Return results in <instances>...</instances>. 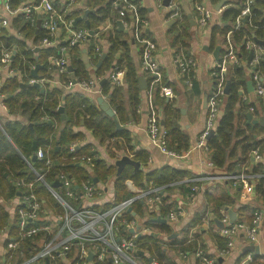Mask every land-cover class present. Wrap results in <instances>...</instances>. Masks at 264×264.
I'll return each mask as SVG.
<instances>
[{"label": "trees", "instance_id": "obj_1", "mask_svg": "<svg viewBox=\"0 0 264 264\" xmlns=\"http://www.w3.org/2000/svg\"><path fill=\"white\" fill-rule=\"evenodd\" d=\"M24 1L26 0H10V4L16 6ZM114 1L117 0H86L84 7L91 10L86 15L88 28L91 32H100L101 25L105 20L112 24V29L102 34V37H105L107 41L108 48L99 67L95 70L94 76L100 77L99 82L102 81L100 85L98 84L100 93L107 97L108 105L114 112V118L119 124H123L126 116L125 105L127 104L133 113L139 101V75L129 55L128 43L124 40L122 33L116 30L114 22L117 19V12L112 6ZM196 1L200 2V0ZM209 1L212 4H216L220 0ZM132 2L136 3L135 1ZM243 3L244 0H226L224 6H227L221 9L217 20L210 24V48L215 46L216 37H219L222 41L225 39V35L229 33V39L235 49L237 64H229L227 67L224 83L226 80L230 82L228 93L223 96L221 115L218 118L215 131L206 139V145L213 166L218 169H224L227 174L239 172L242 169L248 173L264 174V139H255V137L264 132V126L247 124L245 118V113L249 106L253 107L254 115H258L259 111L264 109V102L257 99V106L254 103L246 104L241 101L238 92L239 89H244L246 85L247 64L249 61L248 52L244 50L243 42L246 40L254 42V39H262L264 37V0H253L247 20L243 22L240 19L237 24L236 18L243 7ZM137 12L143 17L145 10L138 7ZM82 13L83 10H73L70 12L69 17L76 18ZM176 24L178 26L172 25L169 30L170 33H173V44L176 48L178 46L186 47V41L184 40L186 33L182 28L186 27L187 23L184 21V24ZM11 25L21 36H18L19 38L13 37L1 30L0 40L3 44L15 48L16 55L11 65L17 74L4 80L0 88V94L4 95L3 104L7 112L11 115L20 116V119L0 120V194L7 190L6 197H12L18 192L15 189L14 182H31L34 193L40 196L41 199L47 200L48 205L50 204L56 210H59L58 204L47 192L43 184L35 181L34 175L29 169L28 164L34 168L42 167L43 164L42 161H30L33 155L32 144L35 143L36 149L41 148L52 162L49 171L44 176L46 183L52 184L54 181L53 175L58 172H63L68 178L72 179L74 182L73 187L76 185L78 189L82 182H93L94 179L102 186L111 182L113 199L108 203L94 205L95 209H106L131 197L133 193L127 190L124 184L125 180H130L140 189H144L149 185L165 186L158 204V215L164 217L167 211L174 206L169 196L171 187H167V185L182 176L189 175L188 172L170 166L143 171L126 164L120 173L116 175L114 164H108L105 160L99 158L92 144L82 143L83 132L75 129L82 122V127L90 131L92 138L100 146H105L108 153L110 150L119 149L123 151L126 146L130 147L127 131L123 128L118 131L115 130L113 119L99 110L80 91L64 92L61 84L60 87H56L51 86L49 82L38 87L29 84L31 65L39 64L41 66L37 70L36 79L47 78L51 80L53 78L51 73H54L55 68L52 64H49L48 58L57 54V47L60 44H57L56 47L39 48L36 55H34L33 48L35 47L29 48L25 41H31L33 46L37 45L41 37V31L29 26L21 16L14 18L11 21ZM74 27H85V24L81 21ZM93 43L94 40L91 37L85 45V51L89 57ZM223 52L221 53L222 55ZM184 53L186 54L187 52L184 51ZM81 54L82 48L80 47H74L68 51L71 71H68L67 74L58 75L59 83L65 82L67 78L75 80L89 78V71L81 60ZM99 58L100 56L92 60L94 65ZM113 64L123 70L122 84L124 86L122 84L113 85L104 75L108 69L112 68ZM257 68L264 73V50L259 55ZM142 75L145 77L148 87L152 78L146 74ZM216 81L217 79L212 77L213 86ZM156 83L153 84V88L156 87L154 88V94L157 96L159 85L167 86L168 83H166L164 77L161 78V83ZM23 84L24 87H21ZM158 100V98L154 99L156 102ZM163 103L162 99H160L158 105ZM59 107L63 109L62 119L57 112ZM28 124H31V127H28ZM163 128L167 133V148L169 150L178 154L187 149L188 138L169 119L166 118ZM70 145H73L72 151H70ZM254 149L263 157L261 162L251 161L250 153ZM86 156L91 158V163L88 164L90 165L89 167L80 161L81 157ZM108 156L114 158L111 153ZM146 158L147 154L145 152H138L134 155V159L140 164L145 163ZM244 162H249L251 166L243 168ZM182 187L185 191L188 188L187 191H189V187ZM253 192L256 200L264 205V176L256 180ZM205 198L206 205L209 206L210 211L215 216L218 215L222 206L230 203L223 198L213 197L210 194H205ZM206 205L204 204V209ZM144 207L141 200H136L131 205V209L138 219L144 218ZM204 209L196 212L194 217L181 230L182 236L180 240L176 237H171L172 230L167 224L151 221L155 216L153 212L149 213L150 215L141 222V228H146L149 233L135 239L136 247L146 254V256L136 254L140 264H149V258L154 260L156 264H176L166 250L175 246L183 253L192 251V244L184 245L187 240L186 234L192 226L199 222L200 216L205 211ZM236 211L237 218L235 222H241L243 221L244 213H252L254 209L244 205L238 207ZM127 216L133 217L130 214H127ZM8 220V215L0 204V231L9 224ZM11 222L8 231L10 238L8 237L7 241L9 239H18L16 217H13ZM120 232L124 233L125 231L120 229ZM216 238L218 247L220 249L223 248L225 240L218 235ZM31 245L30 239H24L20 242L23 258L30 255ZM18 250L14 252L12 250L8 251V253L13 252L10 263L22 259ZM73 250L72 247V252ZM70 257L71 254H68L67 258ZM243 258L244 255H239L235 260V264H240ZM42 264L44 263L42 262ZM50 264H64V262L55 257L50 261ZM94 264L109 263L105 261V263L94 262ZM249 264H263V262L260 256L253 255Z\"/></svg>", "mask_w": 264, "mask_h": 264}, {"label": "built area", "instance_id": "obj_2", "mask_svg": "<svg viewBox=\"0 0 264 264\" xmlns=\"http://www.w3.org/2000/svg\"><path fill=\"white\" fill-rule=\"evenodd\" d=\"M61 3L55 5L50 0H26L20 2L19 5L12 6L10 0H0V33L3 30L10 35L9 28H11V21L21 16L31 27H36V20L39 19V28L41 37L37 45H32L36 48L57 47V54L48 58L49 64L55 68V74H67V67L69 66L68 51L74 47H85L89 38H93L94 43L91 49V57L88 58L89 66L93 65V59L102 54L99 33L104 32L107 27H103L99 33H92L89 35V28L79 27L75 28L73 25V18L69 17L73 5L77 0H60ZM134 0H117L112 3V6L117 12V19H119L125 29L127 16L134 20L135 29L141 31L147 26V20L140 16L137 12L138 5L133 3ZM158 7L161 6L162 0H155ZM253 0H244L243 7L240 10L236 23H239L243 17L248 18L250 13V6ZM168 17L167 20H175L178 13L175 10L173 0H168ZM196 12V23L198 27L204 28L212 22V11L201 3L194 4ZM12 29V28H11ZM226 36V44L223 55L214 62L210 75L217 79L214 86L211 87L207 95L206 101V119L205 124L200 132L196 147H202L207 151L205 144L206 137L210 130L215 131L218 118L221 115V106L223 96L224 76L227 72L229 64H237L235 56V49L230 39ZM11 36V35H10ZM138 41V48L140 54V70L142 74L150 76L151 83L154 84L159 79V69L155 59V44L151 40L139 38L135 36ZM60 42V43H59ZM259 45L251 40L244 42V50L248 53L252 52L251 58L247 64V72L249 81L251 82L252 94L256 99L264 102V73L257 68L259 61ZM16 55V50L13 46H7L0 40V88L2 82L14 77L17 72L12 67L11 63ZM173 63L178 68L182 77V82L186 87H191V77L194 72V60L190 55H184L178 51L174 55ZM35 65L30 66V71ZM91 67V66H90ZM107 79L113 85H120L123 81V70L113 64L112 68L107 73ZM100 77L91 76L87 79L75 80L67 78L63 83H59L63 88L72 90L77 88L82 92H96L98 91ZM49 82L56 84L55 80L47 78H33L28 80L29 84L43 85ZM165 94H171L169 88L162 90ZM240 96L243 94L239 90ZM3 98V95L0 94ZM244 98V97H242ZM248 113L254 116L255 119L259 115H254L252 106L248 107ZM264 117V109L260 113ZM260 116V117H261ZM146 134L148 139L156 144V146L166 155L175 156L176 153L167 148V133L166 130L158 123L154 115L150 113L146 120ZM264 139V132L261 135ZM70 151L73 150V145H70ZM35 160L42 161V167L34 168L28 164L30 171L34 175L35 181L41 182L47 192L51 195L54 201L58 204L59 210L55 213L47 210L36 196L32 189V183L17 182V186L27 187L28 190L19 196L18 201L15 202V217L17 226V236L15 240L8 239L5 236L4 261L0 264H35L42 263L45 260H50L55 257L65 256L67 252L74 246L76 253L73 256V264H88V252L92 254V259L97 262L109 261L111 264H140L136 258L139 249L136 247L135 239L139 233L134 230L135 224L133 217H128V208L136 200H141L146 206L158 205L162 190L165 186L149 185L144 189L134 188L133 195L116 204H113L106 209H95L94 205L98 204V199L101 196V188L90 181L82 182L79 189L73 187V180L69 179L66 174L58 172L54 175V182L60 183L61 190L58 191L52 184H48L44 180L45 174L51 167V159L47 157L46 153L38 148L34 152ZM250 156L254 162H261L263 157L256 149L252 150ZM80 161L86 165L91 163L90 157H81ZM208 167H213L211 161H207ZM264 174L248 173L243 170L229 174L227 178L231 183L243 190L246 195L253 191L256 180ZM207 177L196 175L187 179L191 185L189 186V198L194 199L195 194L199 191V186ZM173 184V183H172ZM169 184V185H172ZM125 185L131 186L130 181L126 180ZM168 186V185H167ZM78 190V192H76ZM68 199L76 205H71ZM183 214L181 205H175L166 215V219L175 223ZM131 215V214H130ZM262 213L255 209L252 212L249 222H230L229 217L221 212L219 221L221 227L219 229L220 236L225 240V245L220 249L217 256L223 257L231 252L234 245V239L239 235H243L247 244L254 245L257 241L259 227L261 224ZM120 229L125 231L120 232ZM127 230V231H126ZM24 239H30L32 243L29 256L23 258L22 248L20 242ZM40 243H37V241ZM19 249V250H18ZM12 250H18L22 259L17 262L10 263L12 258ZM195 257L199 264H217L214 258L203 254L201 251H196ZM250 256H247L249 261ZM149 264H156L151 260Z\"/></svg>", "mask_w": 264, "mask_h": 264}, {"label": "crops", "instance_id": "obj_3", "mask_svg": "<svg viewBox=\"0 0 264 264\" xmlns=\"http://www.w3.org/2000/svg\"><path fill=\"white\" fill-rule=\"evenodd\" d=\"M50 1H52L55 5L61 3L60 0H50ZM85 1L86 0H77V2L73 5L71 11L83 10L84 12V10H89L84 7ZM134 1L136 2L139 8L145 10L143 17L147 20V26L144 27L141 31L136 30L134 20L127 16V20H126L127 26H125L124 29L125 32H121L124 40L128 43L129 55L136 68V72L138 73L139 76L143 78L145 84V88L143 90H140L138 88L139 101L136 105L135 111L132 113L130 107L126 104L125 105L126 116L124 117L123 124H119L121 128L125 129L128 133V140L131 149L130 147L126 146L123 151L119 149L110 150L109 153H111L114 156V158H110L108 156L109 153L105 149V146H100L96 142V140L92 138L90 131L82 127V122H80V126L77 127L75 130H79L83 132L82 143L92 144L93 147L96 149L99 158L105 160L108 164H114L115 160L119 159L121 155H126L129 158L135 160L134 155L136 153L145 152L147 154L145 163L140 164L137 161L139 163L138 169L140 170L150 171L161 168L163 166H170L172 168L178 170H184L188 172L189 175L182 176L181 178L176 179L175 182H172L173 184L170 183L172 185L167 186V187H171L169 196L174 206L181 205L183 209L182 216L175 223H171L166 219L167 213L174 206L167 211L164 217H161L165 219V223L163 224H167L169 228L172 230L171 237H176L178 240L181 239L182 236L181 230L189 223V221L194 217L196 212H199V210L202 211L204 209V204L206 205L205 194L213 195V197L223 198L228 202H230L228 203V205H224L220 208L217 216H215L214 213L210 211L209 206L206 205V208L204 209L205 211L202 213L203 215L201 214L202 216H200L199 222L196 225L192 226L186 234L187 240L185 241L184 245L192 244V247H194V248L191 247V249H193L192 251H186L183 253L177 249L178 248L177 246L166 249L167 254L170 256L172 260L176 262V264H197L198 260L195 257L196 251H201L203 254L214 258L217 264H235V260L239 255H244V258L240 264H246V263L249 264L251 257L253 255L260 256L261 261L264 264V205L256 200L253 191L249 195H246L241 188L234 186L231 183V181L227 178L229 174H227L224 169H218L214 166L208 167L206 165V162L211 161L208 149L207 151H205L202 147L199 148L196 147L197 138L204 127L205 119H206V102L204 105L203 98L204 95L206 96L208 95L209 90L213 86L210 70L215 60L212 57V50L216 46H219L220 49L218 52V58L222 55L221 53L224 51L227 34L225 35V39L222 41L219 37L218 38L216 37L215 46L213 48H210L211 27L210 25L204 28L198 27L196 23V12L194 10V4L201 3L204 4L205 7L210 9L213 13L212 22L217 20V17L219 16L221 9H223L227 5L224 6L225 4H223V6L218 11H215L213 8L215 4L210 3L209 0H200V2H197L196 0H173L175 10L178 13V17L175 20H167L168 7L163 6L162 3L161 6L158 7L155 0H134ZM225 1L226 0H224V3ZM82 14L79 16L82 17ZM74 19L75 18H73V20ZM84 20H87L86 17L82 18L78 22L82 21L85 24ZM184 21H186L187 23V26L182 28L186 33L184 35V40L186 41L185 42L186 47L183 46L182 48L178 46L176 48L175 45L173 44V33H170L169 30L172 25L178 26V24L176 23L184 24ZM103 27H107L104 30V32H107L108 30L112 29V24L108 20H105L101 25V31ZM11 28H9L8 30L11 36L13 37L21 36L20 34H18V31L12 27V25ZM104 32L102 33L98 32L99 34L96 35L99 37V43L102 54H105L108 48L105 37L104 38L102 37V34ZM136 35H138L140 39L141 38L148 39L154 42L155 44V59L159 69V79L158 81H156L157 83L156 82L155 83L156 84L161 83L162 77H164L166 79V83H168L167 86L159 85L158 87L157 85L158 87L157 96L154 94L155 93L154 88L156 87L153 88V84L151 82L147 87L146 79L141 73L140 54L138 48L139 43L136 40L135 37ZM228 38H229V34H228ZM262 39H258V40H262ZM229 41L231 42V40ZM25 42L27 46H29V48H33L31 41L26 40ZM259 47H260L259 51L262 52V50L264 49L261 46ZM83 50L86 54L85 47H82V51ZM178 51L184 55H190L194 60V64H195L194 72L191 77L192 85L189 88L183 84L182 77L178 71V68H176V66L173 63L174 55L178 53ZM184 51H186L187 53L185 54ZM36 53L37 52H34V55H36ZM86 57L88 61V58H90L91 55L89 57L86 54ZM90 66L87 68V70L89 71V77L94 76V72H95V70L93 69L95 65L91 64ZM108 72L109 69L104 73V75L107 76ZM51 74L53 76L52 79L55 80L56 84L51 83L50 85L60 87L58 81V75L55 74V71L54 73ZM246 76H247L246 81H249L248 72L246 73ZM122 86L124 85L122 84ZM164 88H169L171 90V94L169 95L165 94L162 91ZM62 89L64 90V92L72 91V90L79 91L77 88H73L72 90H67L65 88ZM239 90L243 92V94L240 96L242 102H245L246 104L254 103L255 106H257L256 104L257 99L253 96L252 92H247L246 85L244 89H239ZM80 92L90 101H92L95 104V106L98 107L99 110L100 108L96 102V98L100 96L107 102V97L100 93V89L92 93L82 92V91ZM3 98L0 97V120L7 121V120L20 119V116L11 115L7 112L3 104ZM155 98H158L159 100L162 99L164 103L158 105L159 100L156 102L154 101ZM206 101H207V97H206ZM260 112L261 111H259L258 114L259 116L257 117V119L261 116ZM150 113L154 115L155 119L162 127L164 126V121L166 120V118L169 119L170 122L173 125H175V127H177L178 130L188 138L189 144L185 151L178 154L176 153L175 156H169L161 152L160 149L156 146V144L152 143L148 139L145 128H146V120L150 115ZM252 118L255 119L253 115ZM262 134L263 132L258 137H255V139L256 140L262 139L261 137ZM34 152L35 151H33V155ZM251 161L254 162L252 157H251ZM89 166L90 165H88V167ZM250 166L251 165L249 162H244L242 165L243 168H249ZM196 175H202L207 178L206 180H203V182H201L199 186V191L195 194L194 199L190 200L188 195L189 191H187L188 190L187 187H189L191 184L187 182V179L192 178ZM4 176L6 175L4 174ZM53 179H54V175H53ZM17 182H22V181L14 182L16 186L15 189L18 190V192L14 196L6 197L7 190H4V192L0 194V204L2 205L4 211L7 213L9 219L8 220L9 224L0 231V263L4 261L3 250L5 249V244H6L5 236L6 238L7 237L10 238L9 236L10 233H8L9 226L12 223L11 221L13 217H15L14 204L16 201H18L17 199L19 198V196L28 190L27 187L17 186L16 185ZM54 183H58L59 185L54 186L53 185ZM130 183L131 186H127V185L125 186L130 193H133L134 188L137 189L138 187H136L131 181ZM94 184H96L102 190L101 196L97 201L98 204L108 203L113 199V188L111 182H108L102 186L98 184L96 180V183ZM52 186L55 187L58 191L61 190L60 188L61 186L59 182L53 181ZM182 186H186L185 188H187V190L185 191ZM74 188L78 189L76 185L74 186ZM36 196L38 197V199L40 198V196H38L37 194ZM40 201L47 210H50L53 213H55V211H58L50 204L48 205L47 200L40 198ZM68 202L71 205L72 204L76 205L75 203H72V201L69 199ZM146 205L147 204H144L145 206L143 210L144 218L142 219H138V217L134 215V212L131 209L132 214L131 213L130 214L131 216H133L135 222L133 228L135 231L139 233L138 236L149 233V230H147L146 228H141V222H143V220L150 215L148 208L149 205L148 206ZM244 205L250 206V208L254 210L258 209L262 213V219L259 227L257 241L254 244L255 246L258 247V253L254 254L253 252H248V253L245 252L244 248L249 244H247V241L245 240L244 236L239 234L234 239V245L233 248L231 249V252L223 257L217 256L218 252L220 251V248L218 247L216 236L217 235L220 236L219 217L221 212H224L227 215V211L224 210V208H227V210L234 212L235 214L234 222H235L237 218L236 209ZM150 207L153 210L154 216H159L158 205H150ZM251 216H252L251 212H245L242 217L243 222H249ZM37 243H40V241L38 240ZM73 249H74L73 252L71 248L70 251L65 254V256H59L57 258H59L60 261L64 262V264H71V262H73L72 261L73 256L76 253V248L74 246ZM139 251L142 252V254L138 253L140 256H146V254L142 250L139 249ZM68 254H71L70 258H67ZM248 255L250 256L249 261L247 260ZM53 259L45 260L43 263L50 264V261ZM87 261L88 264H94V262H97L94 259H92V254H91V259L90 260L87 259ZM106 262L111 264L109 261ZM100 263H105V262H100ZM148 263L150 262L148 261ZM35 264H42V263H35Z\"/></svg>", "mask_w": 264, "mask_h": 264}, {"label": "water", "instance_id": "obj_4", "mask_svg": "<svg viewBox=\"0 0 264 264\" xmlns=\"http://www.w3.org/2000/svg\"><path fill=\"white\" fill-rule=\"evenodd\" d=\"M167 2L168 0H162V5L163 6H167ZM224 4V0H220L219 2H217L215 5H214V10L215 11H218ZM91 11L90 10H84L83 14H82V17H76L74 20H73V25H75L78 21H80L82 18L86 17V15L88 13H90ZM243 22H245L247 20L246 17H243ZM85 22V25L86 27L88 28V21L87 20H84ZM172 23V22H170ZM115 26H116V30L118 32H125L124 28H123V25L121 23V21L119 19H116L115 22H114ZM36 29L39 28V19L36 20ZM89 35H92V32L89 31ZM254 42L261 46L263 49H264V38L262 40H258V39H254ZM39 48H33V52H37ZM205 49V48H204ZM219 49L220 47L219 46H216L213 50H212V57L215 61L218 60V52H219ZM251 55H252V52H249L248 53V60L251 58ZM105 54H101L100 58L98 59V61L96 62L95 66H94V70H96L102 59L104 58ZM81 60L82 62L85 64L86 68L89 67V64H88V61H87V57H86V54L84 52V50L82 51V55H81ZM41 68V66L39 64H36L34 66V68L30 71V75L35 78L36 75H37V70ZM67 70L68 71H71V68L70 66L67 67ZM102 82V81H101ZM101 82H99V85L101 84ZM35 87H38V84L35 83L33 84ZM229 85H230V82L229 80H226L225 81V84H224V87H223V92L224 94H227L228 93V89H229ZM21 87H24V84L21 85ZM138 88L140 90H143L145 88V84H144V80L141 76L138 77ZM246 90L247 92H251L252 91V87H251V82L250 81H246ZM240 94V93H239ZM206 95H204V98H203V104L205 105V102H206ZM96 102L100 108V110L102 112L105 113V115H107L108 117L112 118L113 119V123H114V126H115V130H120L121 129V126L119 125V123L117 122V120L114 118V112L111 110V108L109 107L108 103L102 98V97H97L96 98ZM57 112L60 114V117L61 119L63 118V109L62 107H59L57 109ZM245 118H246V123H250L251 125H260V126H263L264 125V117L261 116L259 117L258 119H253L252 118V115L248 112L245 113ZM28 127H31V124H28ZM213 134V130H210L206 139ZM36 149V145L35 143L32 144V151H35ZM35 160V155H32L31 158H30V161H34ZM131 165L133 166L135 169H138L139 168V163L131 158H129L128 156L126 155H121V157L117 160H115L114 162V166L116 167V175H118L121 171V169L123 168L124 165ZM93 183H96V179L93 180ZM54 186H58L59 184L58 183H54L53 184ZM149 213H152L153 210L152 208L149 206ZM224 210L227 211V215L229 217V221L230 222H233L234 221V217H235V214L234 212L230 211V210H227V208H224ZM128 212L131 211V208H128L127 209ZM132 214V212H131ZM151 221L153 222H159V223H165V219L159 217V216H155L154 218L151 219ZM219 226L221 227V223H219ZM139 237V236H138ZM244 251L245 252H253L254 254H257L258 253V247L255 246V245H247L245 248H244ZM139 254H142L141 251L138 252ZM87 259L90 260L91 259V253L88 252V256H87ZM149 262H151V259L149 258L148 259ZM247 264V263H246Z\"/></svg>", "mask_w": 264, "mask_h": 264}]
</instances>
